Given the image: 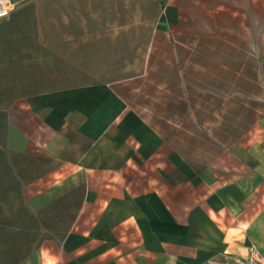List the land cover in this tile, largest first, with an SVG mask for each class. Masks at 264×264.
Returning <instances> with one entry per match:
<instances>
[{
	"label": "crops",
	"instance_id": "obj_1",
	"mask_svg": "<svg viewBox=\"0 0 264 264\" xmlns=\"http://www.w3.org/2000/svg\"><path fill=\"white\" fill-rule=\"evenodd\" d=\"M0 264L264 255V0H9Z\"/></svg>",
	"mask_w": 264,
	"mask_h": 264
},
{
	"label": "built area",
	"instance_id": "obj_2",
	"mask_svg": "<svg viewBox=\"0 0 264 264\" xmlns=\"http://www.w3.org/2000/svg\"><path fill=\"white\" fill-rule=\"evenodd\" d=\"M15 4L9 0H0V19L7 18ZM235 264H264V255L254 246L248 248L244 257L234 259Z\"/></svg>",
	"mask_w": 264,
	"mask_h": 264
}]
</instances>
